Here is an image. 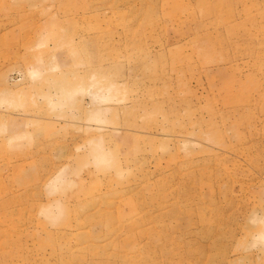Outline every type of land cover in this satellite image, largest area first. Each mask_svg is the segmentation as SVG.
I'll list each match as a JSON object with an SVG mask.
<instances>
[{
    "label": "rangeland",
    "instance_id": "374dc122",
    "mask_svg": "<svg viewBox=\"0 0 264 264\" xmlns=\"http://www.w3.org/2000/svg\"><path fill=\"white\" fill-rule=\"evenodd\" d=\"M0 264H264V0H0Z\"/></svg>",
    "mask_w": 264,
    "mask_h": 264
}]
</instances>
